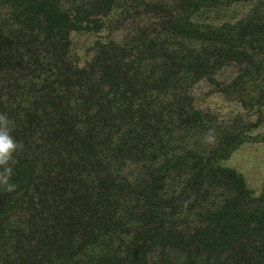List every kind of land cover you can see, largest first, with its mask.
Returning <instances> with one entry per match:
<instances>
[{
	"label": "trees",
	"instance_id": "1",
	"mask_svg": "<svg viewBox=\"0 0 264 264\" xmlns=\"http://www.w3.org/2000/svg\"><path fill=\"white\" fill-rule=\"evenodd\" d=\"M240 1L233 20L197 18ZM115 7L138 24L78 65L69 32ZM202 78L248 118L198 107ZM263 109L264 0H0V112L23 144L0 264H264V177L254 193L220 162Z\"/></svg>",
	"mask_w": 264,
	"mask_h": 264
},
{
	"label": "rangeland",
	"instance_id": "2",
	"mask_svg": "<svg viewBox=\"0 0 264 264\" xmlns=\"http://www.w3.org/2000/svg\"><path fill=\"white\" fill-rule=\"evenodd\" d=\"M254 5L253 1H240L228 6L225 10L208 11L197 17L203 21L220 23L222 20H233L245 15ZM105 27L100 30H71L70 56L78 64L83 65L95 53L99 42L109 39L121 41L132 29L134 24H138L131 17L122 18L121 8L115 7L105 18ZM235 69L225 66L215 72L218 81H228L234 75ZM214 83L202 78L190 87L193 102L200 108L209 110L217 114L219 118L231 119L234 116L247 117V111L232 97H227L217 89ZM251 118L256 117L252 110ZM263 119L259 126L251 130L253 137L245 140L236 147L231 154L221 160L223 165L233 167L240 172L245 179L246 185L254 193H258L264 177V109ZM129 168H124L127 171Z\"/></svg>",
	"mask_w": 264,
	"mask_h": 264
},
{
	"label": "clouds",
	"instance_id": "3",
	"mask_svg": "<svg viewBox=\"0 0 264 264\" xmlns=\"http://www.w3.org/2000/svg\"><path fill=\"white\" fill-rule=\"evenodd\" d=\"M15 122L7 113L0 112V189L4 192H14L17 185L11 182L13 165L17 162L16 155L22 150L23 144L13 135ZM204 141L214 144L216 141L215 129L205 133Z\"/></svg>",
	"mask_w": 264,
	"mask_h": 264
}]
</instances>
